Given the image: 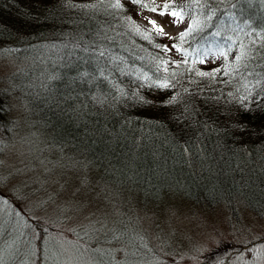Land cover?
Listing matches in <instances>:
<instances>
[{"label":"trees","instance_id":"1","mask_svg":"<svg viewBox=\"0 0 264 264\" xmlns=\"http://www.w3.org/2000/svg\"><path fill=\"white\" fill-rule=\"evenodd\" d=\"M66 2L0 0V54L6 50L2 47L9 46V52L24 61L23 67L14 72L18 75L14 79L9 76L3 80L5 86H0V104L5 112L12 90L26 100L28 116L35 119L32 125L47 134L53 146L79 156L106 182L139 194L144 200L167 195L199 206L224 204L233 210L242 205L254 213L264 212V107L253 104L251 112H243L223 98L219 102L211 99L220 95V89L232 91L230 86L217 84L213 92L207 79L196 86L188 85L185 78L183 87L203 92L191 98L195 111L179 122L174 117L180 115L183 106L164 107L160 103L172 91H141V95L154 101L153 105L124 102L111 110L92 107L83 114L73 113L71 102L45 100L35 95L41 89L27 87L38 85L41 74L50 68L56 52L53 45L59 47L105 20L103 16L90 17L83 10L67 8ZM93 2L71 0L73 4ZM124 8V15L135 21L134 6L130 3ZM116 40L141 57L149 58L159 51L139 37L117 36ZM155 42L171 46L174 41L160 38ZM172 53L173 57L170 52L161 55L167 60L182 59L175 51ZM196 67L200 68L198 63ZM13 84L17 87H10ZM125 86L129 87L127 82ZM60 89L57 85V99L63 95ZM180 90L178 86L175 91ZM4 119L5 114L0 115V121ZM240 125L245 130L240 131ZM185 148L189 151L185 152ZM233 246L232 242L220 243L210 255H221L225 247L233 252L242 249V245H235L236 249Z\"/></svg>","mask_w":264,"mask_h":264},{"label":"snow or ice","instance_id":"2","mask_svg":"<svg viewBox=\"0 0 264 264\" xmlns=\"http://www.w3.org/2000/svg\"><path fill=\"white\" fill-rule=\"evenodd\" d=\"M130 3L161 18H169L171 25L187 23V27L176 36L168 37L174 41L169 46L155 42L167 35L163 25L146 18L150 27L142 29L131 17L124 15L126 10L121 0H94L86 4H73L67 0L65 7L83 10L90 17L103 16L105 20L103 23L97 22L87 33H77L59 47L53 45L56 52L50 68L41 74L38 85L27 87L41 89L35 95L45 100L71 102L70 110L83 114H87V109L92 107L111 110L116 104L124 102L153 105L154 101L141 95V91H172L173 94L160 103L161 106L172 108L182 105L180 115L174 117L179 122L182 117L187 118V113L195 111L191 98L203 92V89L196 91L192 87H183L181 82L187 78L188 85L198 86L207 79L213 92L217 91V84L232 88L228 92L220 89L219 96L211 97L214 102L223 98L243 112H251L253 104L257 108L264 107V0H183L182 3L166 0L162 6H157L154 0H130ZM117 36L139 37L159 51L149 58L141 57L124 45H118ZM172 51L182 59L167 60L161 55ZM209 61L220 63L207 71L196 67L197 63L206 65ZM17 75L12 74L10 79ZM125 82L129 87L125 86ZM57 85L61 86L63 92L59 99L55 95ZM178 86L181 90L175 91ZM10 87L17 86L13 84ZM4 112V105L0 104V115ZM0 127H3L2 122ZM239 130H245L244 126L240 125ZM7 147L0 140V154ZM184 151L189 150L185 148ZM3 169L4 161L0 160V235L5 228L3 217L12 216L13 208L15 216L25 217L23 209L4 197L3 190L16 176L34 170L27 165L24 168H10L7 173ZM21 183L26 184L23 181ZM53 199L49 197V201ZM73 210L82 211L83 208L75 202L60 208L65 213ZM29 219L25 217V228L29 226ZM65 219L70 222L72 217L66 216ZM68 231L77 236L75 244L71 241L67 243L73 244L79 264H168L167 260L158 256L154 261L134 259L138 257L139 248L152 251L143 235L129 241L133 247L137 241L140 242L135 251H129L128 247H101L111 245L123 236L115 228H109L106 222L95 221L87 226L69 228ZM19 236H25V233L20 231ZM92 241H96L97 247H91ZM28 243L32 244L33 240L28 239ZM12 246L9 244L8 248ZM243 248L245 253L251 254L252 259H244L243 253L237 249L235 264H256L264 260V244L252 241L245 243ZM16 252H19V248ZM16 252H9L8 255L14 257ZM44 252L41 245L30 253L35 259L21 260L19 264H73L72 256L62 259L67 252L62 244L51 256ZM183 259L185 256L181 255L175 264H180ZM231 259V256H226L222 264H229ZM0 264H8L3 248H0ZM12 264H15L14 260Z\"/></svg>","mask_w":264,"mask_h":264},{"label":"rangeland","instance_id":"3","mask_svg":"<svg viewBox=\"0 0 264 264\" xmlns=\"http://www.w3.org/2000/svg\"><path fill=\"white\" fill-rule=\"evenodd\" d=\"M121 2L123 5L130 4V0ZM154 2L162 6L166 0ZM133 16L143 28L150 27L146 18L163 25L167 33L162 38L164 41L187 27V23L171 25L169 18H161L138 7L133 8ZM2 49L6 50L0 54V86L6 83L3 80L24 65L15 52H9V46ZM170 56L173 57L172 52ZM217 62L198 64L201 69H210ZM16 95L10 91L5 119L0 121L4 122L0 127V140L8 145L0 154V160L4 161L5 173L10 168H24L26 165L34 170L16 176L3 190L4 197L23 209L25 217L30 218L29 226L25 228L22 217H3L5 228L0 235V248L5 250L8 264H12L13 260L19 264L21 260L35 259L30 253L35 250L37 242H40L39 246L43 245L47 256H51L62 244L67 249L62 259L72 256L73 264H79L73 247L77 236L68 229L87 226L95 221L106 222L109 228L123 234L121 240L101 247H128L129 251H135L136 248L129 241L143 235L152 251L138 246V257L134 259L154 261L158 256L167 260L168 264H175L181 255L185 259L180 264H222L226 256L232 257L229 264H235L236 256L232 249L225 247L219 256L210 255V252L220 243L228 245L232 242L233 249L237 248L235 245H242L239 251L243 253V258L251 260V254L244 252L243 245L252 241L264 244V212L254 213L242 205L233 210L224 204L199 206L167 195L157 200H144L139 194L106 182L87 161L53 146L48 135L32 125L35 119L28 116L26 100ZM22 181L26 184H22ZM12 185L17 187L13 188ZM50 196L54 198L51 201ZM73 202L81 204L83 210L60 211V208ZM66 216H71L72 220L66 221ZM20 231L25 236H19ZM26 237L32 239L33 243L29 244ZM9 244L13 245L11 249L8 248ZM91 247H97L96 241L91 242ZM17 248L19 252H16ZM9 252H16V255L9 256ZM256 264H264V260Z\"/></svg>","mask_w":264,"mask_h":264}]
</instances>
